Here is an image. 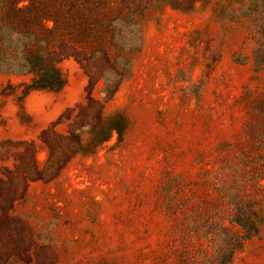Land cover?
<instances>
[{"label":"rangeland","instance_id":"obj_1","mask_svg":"<svg viewBox=\"0 0 264 264\" xmlns=\"http://www.w3.org/2000/svg\"><path fill=\"white\" fill-rule=\"evenodd\" d=\"M260 1L83 0L111 31L64 49L61 91L0 75V264H174L193 219L264 264Z\"/></svg>","mask_w":264,"mask_h":264},{"label":"trees","instance_id":"obj_2","mask_svg":"<svg viewBox=\"0 0 264 264\" xmlns=\"http://www.w3.org/2000/svg\"><path fill=\"white\" fill-rule=\"evenodd\" d=\"M251 6L259 23L249 58L255 71L260 72L264 71V0ZM114 11L112 5L98 3L90 7L83 0H0V75L26 79L21 84L23 96L33 91H61L66 85L59 68L64 49L110 32L106 19ZM117 132L121 136V130ZM223 220L220 229L226 235L213 234V224L199 233V222L191 220L190 235L176 252L174 264H231L252 231L238 219H230L229 224L237 225L244 234L230 232ZM213 238L218 240L214 255ZM201 239L210 250L199 243Z\"/></svg>","mask_w":264,"mask_h":264}]
</instances>
